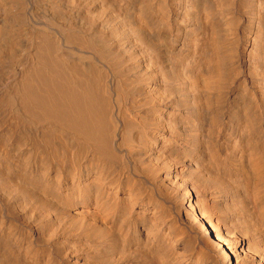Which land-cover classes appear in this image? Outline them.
I'll use <instances>...</instances> for the list:
<instances>
[{"label": "bare ground", "instance_id": "bare-ground-1", "mask_svg": "<svg viewBox=\"0 0 264 264\" xmlns=\"http://www.w3.org/2000/svg\"><path fill=\"white\" fill-rule=\"evenodd\" d=\"M0 264H264V0H0Z\"/></svg>", "mask_w": 264, "mask_h": 264}]
</instances>
